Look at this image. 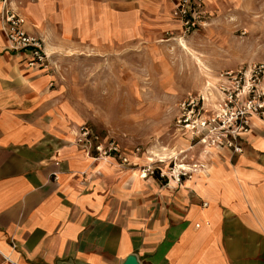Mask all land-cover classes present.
<instances>
[{"label":"crops","instance_id":"0c3cea01","mask_svg":"<svg viewBox=\"0 0 264 264\" xmlns=\"http://www.w3.org/2000/svg\"><path fill=\"white\" fill-rule=\"evenodd\" d=\"M176 1L13 0L51 65L28 66L25 52L7 48L0 25V264H121L129 254L140 264H264V113L251 117L240 154L204 152L175 122L158 143L142 138L140 155L115 142L131 164L164 159L146 178L115 155L94 160L76 142L89 118L79 88L92 87L80 61L108 51L121 59L117 51L131 48L134 60L147 61L132 69L155 75L152 44L182 34ZM204 3L206 26L180 41L186 49L173 64L158 60L159 76L167 77L159 88L188 77L187 58L193 79L177 87L195 88L184 97L202 96L211 109L220 102L218 74L242 61L233 46L219 47L235 39L223 43L217 31L213 38L203 32L220 12L216 0ZM207 43L212 48H201ZM173 161L203 168L177 184L158 175Z\"/></svg>","mask_w":264,"mask_h":264},{"label":"rangeland","instance_id":"374dc122","mask_svg":"<svg viewBox=\"0 0 264 264\" xmlns=\"http://www.w3.org/2000/svg\"><path fill=\"white\" fill-rule=\"evenodd\" d=\"M216 1L218 8L220 7V10L218 9L219 16L216 19L218 24L208 25L209 27L206 28L209 29L203 30V32H210L208 34L213 38L214 32L217 31L218 35H216L218 38L224 39L223 43L235 39L234 44L229 43L219 47L233 46L235 57L242 61L236 68L242 64L264 63V0ZM207 33L204 35V39H206ZM190 34H180L176 41L167 42L164 40L158 44H152L151 58H158L155 62L150 61L151 64H155L156 74L153 76L147 77L145 74H140V71L137 74L135 69H132L133 66L146 64L147 61L134 60L132 57L135 55V51H132L131 48L124 47L123 50L117 51L122 55L121 59L115 60L114 54H110L114 51H108L99 56H93L91 53V60L80 61V67L83 65L87 71L86 80L92 86L91 88H79L80 92H78L83 100L85 113L89 115L84 124L102 139L108 137L118 145L122 143L128 149L138 152L139 155L143 139L151 136L152 140L155 139L154 143H158V140L162 141L164 136L172 133L173 123L178 116V103L183 100L187 92H192L195 88L177 87L178 84H185L186 76L183 78L174 77L176 85L174 88H159L161 83L167 82V77L159 76L158 60L164 57L169 64H173L174 61L169 59L180 54V49L185 48L180 41H185ZM186 45L188 50L190 46ZM201 48L209 50L212 46H209V43L201 44ZM244 55L246 59H242ZM185 60L188 76L186 83L191 84L193 78L190 76V71H193V67L190 60L187 58ZM176 63L179 64L182 61L177 59ZM177 68L179 69V65ZM178 69L172 70L171 73L176 74ZM146 82L154 84L155 87L134 88L135 85L143 87ZM186 90L189 91L186 92ZM123 157L125 156L123 155ZM160 160L162 161L155 164H131L128 159L123 163L118 158V165L131 166L140 177V171L146 165H152L155 168L161 167L164 164L162 163L164 159ZM101 161L103 160L101 159Z\"/></svg>","mask_w":264,"mask_h":264},{"label":"built area","instance_id":"2783aa9c","mask_svg":"<svg viewBox=\"0 0 264 264\" xmlns=\"http://www.w3.org/2000/svg\"><path fill=\"white\" fill-rule=\"evenodd\" d=\"M0 2V25L7 48L12 52H25L28 66L47 70L51 63L43 40L26 33L25 19L17 11L13 0ZM172 14L180 24L182 35L207 24L204 0H177ZM263 78L264 63L261 62L220 72L216 85L220 102L208 109L202 96L187 95L178 103L176 126L195 143L202 145L204 152L218 148L234 154L242 153L241 141L250 129L251 117L264 113ZM76 142L83 144L87 151L91 149L95 154L92 156L94 160H107L115 155L123 163L127 162L114 140H102L85 124L79 126ZM200 168H203L202 164L186 165L173 161L166 170H159L158 175L179 184L190 179ZM154 170L156 168L152 165H146L141 169L140 177L152 175Z\"/></svg>","mask_w":264,"mask_h":264},{"label":"water","instance_id":"95a60500","mask_svg":"<svg viewBox=\"0 0 264 264\" xmlns=\"http://www.w3.org/2000/svg\"><path fill=\"white\" fill-rule=\"evenodd\" d=\"M121 264H140L135 254L127 255Z\"/></svg>","mask_w":264,"mask_h":264},{"label":"bare ground","instance_id":"6f19581e","mask_svg":"<svg viewBox=\"0 0 264 264\" xmlns=\"http://www.w3.org/2000/svg\"><path fill=\"white\" fill-rule=\"evenodd\" d=\"M183 42V41H182ZM185 43V42H184ZM185 45V44H184ZM183 46V45H182ZM184 47V46H183ZM182 49V48H181ZM188 51V50H187ZM189 55V54H188Z\"/></svg>","mask_w":264,"mask_h":264}]
</instances>
